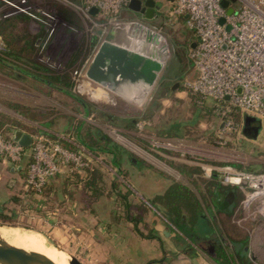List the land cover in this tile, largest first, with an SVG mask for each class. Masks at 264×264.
I'll list each match as a JSON object with an SVG mask.
<instances>
[{"label":"rangeland","instance_id":"rangeland-1","mask_svg":"<svg viewBox=\"0 0 264 264\" xmlns=\"http://www.w3.org/2000/svg\"><path fill=\"white\" fill-rule=\"evenodd\" d=\"M36 2L41 5L42 9L47 10L51 15L53 14L54 20H57L54 41L49 46L48 50L46 49L42 54L44 58L52 60L51 62H44L57 71L66 70L68 73L72 71L74 79H72L73 86H71V93L91 104V114H94V116L89 115V118H91L89 120H97L101 124L103 127V129H100L101 133L105 134L127 151H130L134 156L138 158L144 156V159H147L145 162L148 167H153L156 170L158 169V171L160 169V172L157 173L162 177L163 184L162 186L158 185L160 191L156 193L151 202L149 200H144L142 206L146 210V218H148V214L151 211L150 209H153L154 206L160 213H158L160 217L174 224L177 229L173 231L174 241L173 239L172 241L169 239L166 240L165 235L161 232L160 237L165 239L166 242L160 240V244L163 250H167L166 252L169 253V256L170 254L171 256L175 255L169 259L163 256L160 258L147 259L146 264H264V252H258L257 255L253 251V241L256 239L254 232H256L260 221L264 224V219L256 221L244 219L246 211L243 207L239 208V198H242V193L240 191L237 193L235 205H233L231 213L223 210L221 211L217 208L214 210L210 209L212 186L214 182L212 177L207 176L202 168V163L210 162L219 165L233 163L240 167L255 170L264 169V119H261L260 129L255 135H249L244 131L245 122L243 123L242 117H236L234 119L240 124L236 129L231 130L229 133L219 135L221 119L214 110L216 107L215 100L208 97L202 98L199 101V98L185 87L184 78L190 77L193 71L197 70L195 62L189 53L192 50H190L192 46L190 44L191 41L194 40L195 37L198 40V37L194 34L193 29L190 28L184 16L172 12V4L168 0H161L159 2L161 8L157 12L158 15L153 18L141 16L137 12H134L136 14L132 12L130 14L131 16H124L123 13L118 16L119 20H139L149 25L153 28V32H159L160 35L162 34L165 37L164 40L166 39V44H168L169 48L167 49L169 56L166 58L161 72L159 73L158 71L154 74L155 80L151 85V90L145 99H143V102L138 104L112 91H109L111 95L110 99L106 98L105 95L100 97L97 94H93L94 89H96L99 94L102 91H107L103 85L101 86L100 83L88 76L87 69L91 63L86 66L82 73H80L79 70V72L75 74L74 70L76 67H68L71 65L74 59L73 57L77 55L81 46H83L84 49L81 50L78 55H80V59L84 61L93 51L96 42H98L99 45L102 43L111 25H106V18L102 15H99L100 17L98 16L99 18H97L94 17V15L86 14L82 10L83 2L81 1V3H78L80 2L78 0H36ZM100 5L102 6V1ZM59 6L68 7L73 13L75 12V16L79 22L73 23L72 20L69 21V19L61 13V8ZM28 23L31 24L29 28L31 29V27H33L34 29L32 32L37 33L43 31L45 33L46 28L36 20L32 18L30 20L29 18ZM53 23L54 22L49 26L53 27ZM100 28L105 31L103 34L98 33ZM179 44L186 50V57L183 61L179 58L182 56L183 47ZM176 52L178 54H176ZM42 55L37 53L38 61L42 59ZM52 61L54 62L52 63ZM80 67L78 69H80ZM158 73L159 75L157 77ZM17 85L23 84L17 83ZM17 87L21 88L20 86ZM2 88H4V90L0 88V91L13 92L10 94L13 100H19L21 102H31L33 99L38 100V98H32L28 95L23 97L24 93L21 90L18 92L16 90L17 88L14 89V91H12V89L10 90L9 86L3 85ZM19 95H22V97H18ZM59 97L64 98L62 95ZM71 100L69 96H67L66 101L71 104L66 102V109L67 111L68 108L71 111H76V109H73L76 104L74 102L72 103ZM58 102L62 105L60 99H58ZM149 103L150 105L147 108ZM71 105L73 107H70ZM150 107H152V109H150ZM6 108H8V106L0 100V110L5 111ZM108 109L114 113L112 118L106 114ZM127 112H131L137 117H139L138 114H136L137 112H143V115L146 116L150 113L151 118H149L152 120V123H149L150 121L148 120V123L144 127V134L142 135L143 143H147V146L138 144V142H141L138 135H128L124 132L125 119L121 117V113ZM158 113L160 114V118H158ZM240 114L243 116V113ZM155 119L156 123L154 124ZM77 120L79 121V118ZM176 122L180 126V134L175 135L164 130V128H168L167 130H169L172 126L171 123L175 124ZM154 126L156 129L163 128V133L159 134L157 131L152 133L153 129L148 128H154ZM250 126H254V124ZM173 129L174 128H172V130ZM73 130L76 131V129H72L71 131L68 130L67 133L65 132V135L67 134L66 136L68 138L76 141V132L73 133ZM164 132L167 133V136ZM83 134L81 138H84ZM73 136H75V138ZM91 139L93 140L92 136ZM95 139L96 138H94V140ZM123 148H120V150ZM82 152L86 156L88 155L93 162L94 168L96 167V170H99L106 179L105 190L103 193L99 194L97 200L100 202L98 203L103 205L105 204V199L114 197V206L116 210H119L118 212H120L123 218L131 221L134 219L136 222L138 220L141 222L143 221L145 226L150 229L151 220L149 218L147 222H145V220H142L140 213V218L138 217V220H136L135 218H137V215H133L129 212L131 211L130 209L127 211L128 208L124 209L125 204L123 202V195L116 192V190L117 188L123 190L124 187L127 186V184L130 185L131 182L126 176V173H122L123 170L120 169L119 164L116 166L115 163L111 162V154L101 151L99 153L94 152V155L91 156L87 154V152ZM22 163L23 164L15 162L0 153V195H2V197L10 199L17 188L18 179L22 180L21 172H17L19 165H25L24 162ZM86 166L87 162L83 167ZM11 167H14V171L11 170ZM181 167L191 171L193 170V173L191 175L185 174L181 171ZM68 168H70V166H68ZM11 180H13V182H11ZM177 183L189 191L185 201L189 202L192 193L199 200L200 208L202 212L205 213L203 219L198 220V222L186 219L184 223L186 224V221L188 223L185 226L180 219H178V216L177 219L174 217V211H172L174 207L172 205L177 203L176 199H180L178 193H181L179 186H175ZM114 185L117 188H115ZM153 186L155 187L156 184ZM190 192L191 195H189ZM126 195L128 198L129 194ZM101 207L102 206L98 204V208L100 209ZM176 208L177 207L174 209ZM15 209H18V205L12 200H7L2 213H0V219L2 220H0V224H25L31 226V228L40 230L46 236L40 232L23 227H18L16 229L18 232L14 234L9 229L10 226L13 225H9L5 226V229L0 227L3 238L7 237V231L10 232L8 236L9 240L16 236L29 240L30 237H32L31 235L35 236L36 234L37 236L45 237L55 243V245H59L58 247L62 250L71 252L84 264H112L111 252L107 248L104 250L99 247L98 251L96 250L93 252L94 257L92 258L91 255H88V251H80V248L87 250V248L85 249L86 244L79 246V242L72 233H70L71 237H69L68 241L63 242L58 236H55L60 233L57 227L51 230L41 222L38 217H30L23 209L20 210V214H17L13 211ZM238 210L240 211L239 214L234 216ZM184 216L186 218L191 217V213H185L184 211L183 217ZM118 220L119 219L114 220V222L117 223ZM135 226L137 227L136 224ZM210 231L213 233L209 235V238L194 236L195 232L196 234H204ZM258 231L257 235L258 238H261V246H263L261 250H264V230L262 232L260 230ZM147 234L148 237L153 235L151 232ZM244 237L246 239H244ZM177 242L178 244L185 243L189 248L198 245L201 250L200 256L193 257V255L197 253L196 249L189 254L191 255L190 257L176 256L177 253L172 251V249L175 247L177 248ZM74 248H78V251H73ZM177 249L180 250L179 248ZM102 255L105 256V259H103Z\"/></svg>","mask_w":264,"mask_h":264},{"label":"built area","instance_id":"built-area-1","mask_svg":"<svg viewBox=\"0 0 264 264\" xmlns=\"http://www.w3.org/2000/svg\"><path fill=\"white\" fill-rule=\"evenodd\" d=\"M102 1V6L100 5ZM161 1V0H160ZM171 11L184 16L197 35L190 56L195 62L197 76L184 83L202 98L215 100V112L220 116L219 135L229 133L240 124L235 112L264 119V0H168ZM130 0H83L82 10L88 14L93 6L101 9L96 15L106 18V25L119 20L121 9ZM232 9V12H228ZM26 14L46 28V34L37 40L39 55L48 50L54 41L56 21L36 0H0V19ZM221 18L224 21L221 22ZM53 23V27L49 25ZM106 30V27H105ZM7 44L0 39V50L6 51ZM52 59H39L51 62ZM45 61V62H44ZM54 61H52L53 63ZM49 66V65H48ZM51 67V66H50ZM86 68L83 64L80 73ZM32 160L27 170V184L40 190L59 171L70 166L80 169L86 164L83 152L62 143L72 141L65 134L50 135L46 132H30ZM75 143V142H74ZM1 155L15 162L21 161L28 153L26 146L16 140L0 136ZM66 165V166H65ZM204 173L212 177L218 174L224 184L237 186L245 191L242 207L244 219H264V169L255 170L233 163H202ZM67 169V168H66ZM253 241V251L258 255L261 238L257 231L264 230L260 221ZM261 227V228H260ZM259 232V231H258ZM259 239V240H258ZM252 251V250H251Z\"/></svg>","mask_w":264,"mask_h":264},{"label":"crops","instance_id":"crops-1","mask_svg":"<svg viewBox=\"0 0 264 264\" xmlns=\"http://www.w3.org/2000/svg\"><path fill=\"white\" fill-rule=\"evenodd\" d=\"M78 1H80L78 3H81V1L83 2V0H78ZM59 7L61 8V13H63L69 19V21L72 20L73 23L79 22L75 16L76 15L75 12L73 13L70 10V8L62 7V6ZM132 12L134 13L135 11H133L128 6H125L121 9L119 15L123 13L124 16H131L130 14ZM98 16L99 15H94V17L99 18L100 16L99 17ZM29 18L31 20L30 16L26 14H19L16 16L9 17L8 18L9 20L5 22L4 25H3V20H1L0 22V30H2L1 33L5 28L8 29L7 27L10 25L11 28L8 31L9 32L11 31L13 35L27 33V34H31L32 36L36 35L38 37L37 40L40 39L41 37H44V35L46 34V30L45 33L43 31L37 33L32 32L34 29L33 27H31V29L29 28V25H31L28 23ZM13 22L14 25L10 24ZM131 38H133V41L136 43L137 41L136 38H134L133 36H131ZM16 41H18V38L16 39ZM22 42L23 41H20L14 44L16 46V49H19L20 47L19 45H21ZM194 43L195 42H193L192 44ZM98 46L99 43L96 42L93 51L91 52V54H89V56L86 59H84V61L82 60L83 62L82 64L88 66L91 63L96 53V50L98 49ZM14 49L15 48H12L13 51ZM75 57L76 56H74L73 58ZM30 60L31 57H29L28 53L25 51L21 52L20 54L9 55L5 58L0 56V84L2 86L3 85L9 86L10 87L9 89L10 90L12 89V91H14V89L16 88L18 92H20L21 90L24 93L23 97L28 95L29 97L32 98H36V99L38 98V100L33 99V101L31 102L25 101L32 106V112L29 117L23 116L18 111H14L8 108L5 109V112L21 118L23 121H25L27 124L30 125V128L33 126L35 128H38L40 131L47 133L65 134V132L67 133L68 130L71 131L72 129H76V131L73 130V133L76 132V141L73 140L75 143L72 141L70 142L76 145L77 148L84 151L85 153L87 152V154L91 156L94 155V152L99 153L101 151H104L105 147H103L104 145L103 142H101L102 145L99 148H97L98 146L90 147L87 144V141L88 140L90 141L91 136L97 135V133L99 132L97 129H101V128L103 129V127L97 120L96 121L89 120L91 119L89 118V115L94 116V114H91L92 113L91 104H89L87 101L81 98H78L72 93L59 90L57 89V87L51 86L50 83L44 80L42 77H37L30 66L31 65ZM158 63L160 64V62ZM18 66H21L22 68H18ZM130 78L131 77L128 76L127 79L125 80H131ZM140 80H142V78H140L136 84H140L139 83ZM17 83L23 85H17ZM123 84L124 83H120V85ZM1 85L0 88L4 90V88H2ZM16 85L20 86L21 88L17 87ZM103 87L106 89L107 92L102 91L99 94L98 91L94 89L95 93L97 95L99 94L100 97H103V95H105V97L111 98V95L108 96L107 94L111 90L108 88L107 85H103ZM122 87L120 88L118 87V89L123 91L121 89ZM127 87L129 86H126L125 89ZM150 90H148L146 94L144 93L142 95V101L148 95ZM2 91H0V98H7V97L12 98L10 94L13 92L11 91L2 92ZM141 93L142 92L140 90L139 96H141ZM60 95L64 96V98L59 97ZM67 96H69L70 100L72 99L71 100L72 103L74 102L76 104L75 107H73L72 105L70 106L73 107V109H76V111H71L69 108L67 111L66 109L67 107L65 103L66 102L70 103L68 102L69 100L66 101ZM18 97H22V95H19ZM125 97L127 96L125 95ZM58 99L61 100L62 105L58 102ZM130 100L135 102L133 99ZM149 105L150 103L148 104L147 108L149 107ZM150 109H152V107H150ZM37 112H40L42 115L38 117ZM106 114H108L109 117L112 118L114 113L111 112L110 109H108ZM136 114H138L139 117L132 114L131 112L121 113V117L125 119L124 132L128 135H134V136L138 135V137H140V141L143 142L142 135L144 134V130H145L144 127L148 123V120L150 121L149 123H152V120L150 119L151 115L150 113H148V116L143 115V112H137ZM78 118L79 121L77 120ZM158 118H160L159 113H158ZM155 123H156V119L154 121V124ZM171 124L172 126L170 125L171 128L169 130H167L168 128L167 129L164 128V130L171 131L172 128L176 127L177 122L175 124L174 123ZM28 129L29 128H25L23 131L30 133L31 131ZM88 129H90V133H86V130L88 131ZM148 129L155 130V131L152 130V133H155L156 131L159 132V134L163 133L162 132L163 128L156 129V127L154 126V128H148ZM82 134L84 135V138H81ZM164 134L166 135L167 133L164 132ZM73 137L75 138V136ZM27 150L30 152V149ZM108 153L111 154V162L115 163L116 166H118L117 164L121 157L115 156L114 148L112 152H108ZM144 158H145L144 156H140L138 158L134 156L130 151L126 150L123 158H121V165L119 166L120 169L123 170L122 173L123 174L126 173V176L130 180L131 184L130 185L127 184V186H125L123 190L117 189L116 192L120 191L121 194L124 195L123 196V202L125 204L124 209L128 208L127 211H129L130 209L131 211L129 212H131L133 215H137L136 216L137 218H135L136 220H138V217L140 218V213L142 220H145V222H147L148 218L151 220L150 229L145 226L143 221L141 222L138 220L136 222L134 219H132L131 221L123 218L120 212H118L119 210H116L114 206V202H115L114 197L105 199L104 201L105 204L103 205L98 203L100 201L94 200L93 205L89 207L88 205L85 204L83 199L79 200L70 197L67 193L63 191L62 186H59L57 191L55 192L53 191L49 193V195H45L44 201L41 203V207H40L42 210L40 212H37L35 209L37 203L35 202L33 204L31 203L32 195L31 193H28L29 188L26 184L25 170H22L23 168L17 170V172H21L22 180L18 179L17 188L14 191L11 198L8 199L7 197H2V195H0V212L3 211L6 205V201L12 200L14 203L18 205V209L13 210L15 211V213L20 214V210L23 209L28 213L30 217L33 216L38 217V219H40V221L43 222L46 226H48V228H50L51 230L57 227V229L60 230V233L55 236H58V238L63 242L68 241L69 237H71L70 233H72L73 236H75V238L79 242V246H81L82 244H86L85 249L87 248V250L80 248L81 249L80 251L82 250L83 252L88 251V255H91L92 258L94 257L93 252L96 250L98 251L99 247L101 249L103 248L104 250H106L107 248L111 252L110 255L112 257L111 260L112 264L113 263L146 264L147 259H151V258H160L162 256L167 259L172 258V256H174L175 254L172 256L170 254L169 256V253L166 252L167 250L166 251L163 250V247L160 244V240L161 241L163 240L164 242L166 241L165 239H162L160 235L162 232L165 235L166 240L169 239L170 241H172L174 235L173 231L177 230L176 227L174 226L173 223H170V221H168L167 219L165 218L163 219L162 217H160L159 216L160 213L156 210L154 206L153 209H150L151 211L148 214V218H146L145 216L146 210L142 206L144 200H149L151 202L152 198L156 195V193L160 191L159 186H162L163 184L162 177L157 174L160 172V169L158 171V169L156 170L153 167H148L145 162V160L147 159ZM117 159L119 160L117 161ZM13 168L11 167L12 171H14ZM212 179L214 183H221L217 173H215L212 176ZM11 182H13V180H11ZM155 184L156 186L154 187L153 185ZM216 188L217 186H214L212 189L216 190ZM126 194H129L128 198ZM17 197H20L19 202L16 199ZM24 203L25 204L28 203L27 204L28 207H25ZM98 204L99 206H102L100 209L98 208ZM209 208L214 209V205L212 201ZM117 219L119 220L117 221V223H115L114 220ZM135 224L137 225V227L135 226ZM19 227H23V226H19ZM29 229H33L35 231H39L40 233L44 234L40 230L31 227H29ZM150 232L153 235L148 237L147 233ZM210 232H206L204 234H199V233L196 234L195 232L194 236L200 238L202 237L209 238V235H211ZM177 248H179L181 252ZM177 248L175 247L174 249H172V251H175L177 253L176 256L178 257L180 256H185L186 258L190 257L191 255L189 254L191 252H194V249L197 250V253L194 254L193 257L198 255L200 256L201 250L199 249L198 245L189 248V246L185 245V243L178 244L177 242ZM75 250L78 251V248L73 249V251ZM102 256L103 259H105V256L104 255Z\"/></svg>","mask_w":264,"mask_h":264},{"label":"trees","instance_id":"trees-1","mask_svg":"<svg viewBox=\"0 0 264 264\" xmlns=\"http://www.w3.org/2000/svg\"><path fill=\"white\" fill-rule=\"evenodd\" d=\"M1 20H3V25H4V23L7 22L9 19L8 18H3V19L1 18L0 22H1ZM10 24L14 25V22L10 23ZM7 28L8 29L5 28L2 33H1L2 30H0V38L6 42L7 47H8V49L6 51L0 50V56L5 58V57L12 55V54L16 55V54H20L23 51L27 52L29 57H31V60H30L31 65L30 66H31L34 74H36L37 77H42L44 80L49 82L51 86L57 87V89H59V90H63V91L71 93V91H72L71 86H73V80L72 79H74L72 71L69 70L70 71L69 73L66 72V70L57 71L54 68L38 61L37 60V53L39 51V45L37 43L38 37L36 35L32 36L31 34H27V33L13 35L11 31L10 32L8 31L11 28L10 25ZM17 38H18V41H16ZM20 41H23L24 43L22 42L21 45H19L20 46L19 49H16V46L14 44H16V42H20ZM193 42H195V43L197 42L196 37L190 43L192 45L190 50L194 46V44H192ZM180 46H182V45H180ZM12 48H15L14 51L12 50ZM83 49H84L83 46H81L79 48V52L77 53L76 57L71 62V65H69L68 67L79 68L80 66L83 65L82 64L83 59L80 60V58H79L80 55H78L81 52V50H83ZM176 54H178V53L176 52ZM189 55H190V53H189ZM185 57H186V50L183 47L182 56L179 58L183 61V60H185ZM18 68H22V67L18 66ZM196 76H197V70L193 71V74L190 75V77H185L184 81L186 79H194ZM185 87L187 89H189L192 92V94H194L197 98H199V101H200V99H202V97L198 93L194 92L186 84H185ZM78 98H80V97H78ZM0 100L6 106H8V108L13 109L14 111H18L23 116L29 117L31 115L32 106L29 105V103H27V102H21L19 100H13L12 98H8V97L7 98H0ZM215 105H216V103H215ZM240 113L241 112H235L234 113L235 118L236 117L237 118L242 117L243 123L245 122V125H246V116L248 114H243V116H242ZM37 114H38V117H40L42 115L40 112H37ZM255 123L258 124L259 122L258 121H252V122H249L248 125H251V124L255 125ZM25 128H29L28 130H30L31 132H39L40 131L38 128H35L33 126L30 128V125L27 124L25 121H23L21 118L16 117V116H12L11 114L0 110V136L5 137L6 139L15 140V138H14L15 131L18 129L24 130ZM97 130L99 131L97 133V135L92 136L93 140L90 138V141H87V144L90 147L98 146L97 148H99L102 145L101 142H103V144H104L103 147H105L104 148L105 152H112L113 148H114L115 156H118V157L120 156L121 158H123L126 150L123 147H121L120 145H118L117 143H115V141H113L112 139L107 137L105 134L101 133L100 129H97ZM168 132L175 134V135L180 134V126L177 124L173 130L168 131ZM86 133H90V129H88V131L86 130ZM47 134L54 135L52 133H47ZM94 138H96V139L94 140ZM62 143L65 144L67 147H70L73 149L77 148L76 145H73L72 142L67 141L65 139L62 140ZM138 144L141 146L142 145L147 146V144L143 143L142 141L138 142ZM30 148H31L30 146H26V149H30ZM120 148H123V149L120 150ZM83 155H84L83 157L85 158V160L87 162L86 167H82V168L76 169V170H74V169L70 170L68 167H66L67 169L65 168V169L59 171L55 176H53V178L51 180H49L47 183H45V185L40 190L35 189V188H33L27 184V171L26 170L28 169V166L32 160V154H30V152H29L21 161L18 162L20 164H23L22 162L25 163V165H23L22 170H25V173H26L25 178H26V184L29 188L28 193H31V195H32V202L31 203L32 204L34 202L37 203L35 206V209L37 212H40L42 210L40 207H41V203L44 201L45 195H49V193H51L53 191L54 192L57 191L59 186H62L63 191L65 193H67L70 197L76 198L79 200L83 199L85 204L88 205L89 207H91L93 205L94 200L98 199L99 194L103 193V191L105 190V186H106L105 185L106 179H105L104 175L99 170H96L97 169L96 167L94 168L93 162L88 157V155L86 156L84 153H83ZM121 158H120V160L117 159V161L119 160V162H118L119 165H121ZM181 171H183V172H185V174H189V175H191L193 173V170L191 171V170L185 169L183 167H181ZM70 184H72V185H70ZM175 186H179L181 193H178L180 199H176L177 203H175L174 205L171 204L174 208L177 207L176 209H174V208L172 209V211H174V217L177 219V216H178V219H180L182 224L185 226L188 223L187 221H186V224L184 223V221L186 219L187 220L191 219L194 222H198V220L203 219L204 218L203 216L205 215V213L202 212V209L200 208V202L196 198V196L192 193V197L190 198L189 202H187V201H185V198H186L187 193H189V191L185 187L180 185L179 183L175 184ZM214 186H217L216 190L212 189L211 201L213 202L214 209L217 208L221 211L223 210L225 212L231 213L232 207H233V205H235V198L237 197L238 191H240L242 193V198L241 199L239 198V200H240L239 208L240 207L242 208V200L245 196V191L243 189H241L237 186L230 185V184H224L222 182L221 183H214L212 188ZM114 187L117 188L115 185H114ZM118 193H121V192L118 191ZM189 195H191V192ZM16 199L19 202L20 197H17ZM27 204L24 203V206L28 207ZM214 209H212V210H214ZM184 211H185V213L190 212L191 217H188V218H186L185 216L183 217ZM239 212L240 211L238 210V212H236L234 216L238 215ZM207 216H205V217H207ZM210 234H212V232H210ZM244 239H246V238L244 237Z\"/></svg>","mask_w":264,"mask_h":264},{"label":"water","instance_id":"water-1","mask_svg":"<svg viewBox=\"0 0 264 264\" xmlns=\"http://www.w3.org/2000/svg\"><path fill=\"white\" fill-rule=\"evenodd\" d=\"M222 4L226 6L228 0H223ZM127 6L135 12L144 14L148 18H153L157 16L155 12L160 5L156 0H130ZM100 9V6H93L90 9V13L96 15ZM228 12H232V9H228ZM137 21L141 22L142 26H144L145 23L139 20H117L110 25L108 33L96 50L91 64L88 66L87 74L91 79L101 85L109 83L119 87L120 83L127 79L128 76L134 80L135 77L133 75H140L148 71L146 66L147 59L156 58V55L151 54L142 45L136 44L133 38L129 36L131 25L136 24L135 22ZM223 21L224 18H221V22ZM145 27L152 28L149 25ZM104 32L101 28L98 30L99 34H103ZM164 64H162V68ZM252 121H258L259 123L254 126L248 125ZM260 125V119L248 114L246 116L244 131L249 135H255L259 131ZM14 138L25 146H30L32 143V135L21 129L15 131ZM21 168L22 165H19L18 169ZM6 225L31 227L18 223ZM75 259L77 264H84L77 257ZM0 260L5 264H54L47 256L27 252L2 241H0Z\"/></svg>","mask_w":264,"mask_h":264},{"label":"bare ground","instance_id":"bare-ground-1","mask_svg":"<svg viewBox=\"0 0 264 264\" xmlns=\"http://www.w3.org/2000/svg\"><path fill=\"white\" fill-rule=\"evenodd\" d=\"M145 26H146L145 24L144 26H142L141 22H136V24L131 25V28H130L131 32L129 33V36L130 37L133 36L134 38H136L137 40L136 44H138V39H139L140 45L148 49V51L151 54L153 53V55H156V58L147 59L146 66H147L148 71L141 73L142 75L141 74L137 75L135 73L136 75H134L135 77L134 80L131 79V80L123 81L122 83L124 84L119 86V88L123 86L121 88L123 91L119 90L118 87L114 85L107 84L108 88L112 92H115L121 95L122 97L126 95L127 97H129L130 99H133L138 104L143 102L142 95L144 93L146 94L147 91L151 89V85L153 81L155 80L154 74L157 73L158 71L159 73L161 72L162 64H164V60H166V58L169 56L167 53V49L169 48H168V44H166L167 43L166 39L164 40L165 37L163 35H160V33L153 32V29H150L149 27H145ZM157 61H159L160 64ZM159 73L157 74V77ZM140 78H142V80H140L139 82L140 84H136ZM126 86H129L127 87L128 89L126 88L127 90L125 89ZM140 90L142 92L141 96H139ZM116 91H119L120 93ZM93 93L96 94L94 90H93ZM107 94L108 96L110 95L109 92ZM127 97H124V98H127ZM106 98L110 99L109 97H106ZM129 98L128 100H130ZM5 226H9V225L0 224V227L2 229H5ZM18 227L19 226H10L9 229L15 234L18 232L16 230ZM23 228H26V227H23ZM6 233H7V237L3 238V235L0 230V241L10 244L12 246L21 248L27 252L47 256L54 262V264H77L76 259H75L76 257L71 252L62 250L57 245H55V243L51 242L45 237L43 238L42 236H37L36 234L35 236H33L30 234L32 237H30L29 240L19 238L17 236L9 240L8 236L10 235V232L7 231ZM24 235H25V232H24ZM0 264H5V263L0 260Z\"/></svg>","mask_w":264,"mask_h":264},{"label":"flooded vegetation","instance_id":"flooded-vegetation-1","mask_svg":"<svg viewBox=\"0 0 264 264\" xmlns=\"http://www.w3.org/2000/svg\"><path fill=\"white\" fill-rule=\"evenodd\" d=\"M157 1V3L160 5V0H156ZM160 8H161V5L158 7V9L156 10V11H159L160 10ZM138 13V12H137ZM138 14H140L141 16H144V14H141V13H138ZM156 14L158 15V13L156 12ZM257 123H255V125H256ZM0 213H2V212H0Z\"/></svg>","mask_w":264,"mask_h":264}]
</instances>
